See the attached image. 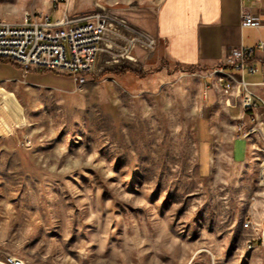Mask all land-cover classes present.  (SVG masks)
<instances>
[{
	"label": "rangeland",
	"instance_id": "374dc122",
	"mask_svg": "<svg viewBox=\"0 0 264 264\" xmlns=\"http://www.w3.org/2000/svg\"><path fill=\"white\" fill-rule=\"evenodd\" d=\"M47 5L0 0V16L58 19ZM109 41L73 88L0 82V264H264V112L237 85L213 104L212 70Z\"/></svg>",
	"mask_w": 264,
	"mask_h": 264
},
{
	"label": "crops",
	"instance_id": "0c3cea01",
	"mask_svg": "<svg viewBox=\"0 0 264 264\" xmlns=\"http://www.w3.org/2000/svg\"><path fill=\"white\" fill-rule=\"evenodd\" d=\"M51 1L47 0L49 8H52ZM102 1L109 5L114 0H67L58 6V9L63 6L61 16L64 12L69 14L84 12L95 4L108 10L109 20L100 46V57L113 47L109 41L110 36L123 38L127 32L136 42L132 48L129 50L125 48V52L121 54V57L128 61L136 62L140 53L145 51L148 61L146 63L153 62L155 57H158L184 68H199L213 72L216 68L222 67L225 72L240 78L241 74L235 71L231 64V53L240 47H256L264 40V0H159L154 5H134L116 9L102 4ZM243 12L262 14V25L257 28L243 26ZM134 48L137 57L129 53ZM254 59L259 64L260 72L255 75L245 73L244 80L259 84L252 86L251 89L264 102V84H261L264 82V53L256 51ZM142 63L144 64V61ZM2 66H12L16 70L13 75H7L1 69ZM53 75L69 80L57 82ZM0 82L68 89L74 87L75 78L69 74L24 68L0 60ZM214 86L211 89L213 104L221 101L225 95L231 94L234 98L239 95L237 87L228 94L224 93L223 84L218 80ZM259 105L257 111L264 112L263 103Z\"/></svg>",
	"mask_w": 264,
	"mask_h": 264
},
{
	"label": "built area",
	"instance_id": "2783aa9c",
	"mask_svg": "<svg viewBox=\"0 0 264 264\" xmlns=\"http://www.w3.org/2000/svg\"><path fill=\"white\" fill-rule=\"evenodd\" d=\"M249 1V0H242ZM67 0H52V9H58L60 3ZM90 12L69 14L64 12L61 18L52 20L51 13L25 11L20 22H11L0 16V60L9 61L24 68L53 71L69 74L76 83H85L86 75L93 71V62L100 55V46L104 39L108 10L95 4ZM262 14L242 13L243 26L260 27ZM256 51L264 53V40L256 47H240L231 53L234 74L219 67L213 70L223 90L228 93L235 85L242 88V108L251 112L259 108L263 100L252 91V84L244 80V74L255 75L260 72L254 59ZM261 84H264L262 82ZM251 220L244 223L245 229L251 228ZM264 245V233L260 239ZM252 248V242L249 243ZM10 264L23 262L10 259Z\"/></svg>",
	"mask_w": 264,
	"mask_h": 264
}]
</instances>
